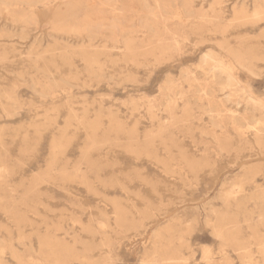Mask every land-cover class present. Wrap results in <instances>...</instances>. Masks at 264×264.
<instances>
[{
	"label": "rangeland",
	"instance_id": "obj_1",
	"mask_svg": "<svg viewBox=\"0 0 264 264\" xmlns=\"http://www.w3.org/2000/svg\"><path fill=\"white\" fill-rule=\"evenodd\" d=\"M0 264H264V0H0Z\"/></svg>",
	"mask_w": 264,
	"mask_h": 264
}]
</instances>
